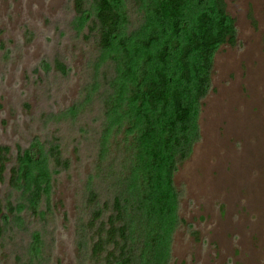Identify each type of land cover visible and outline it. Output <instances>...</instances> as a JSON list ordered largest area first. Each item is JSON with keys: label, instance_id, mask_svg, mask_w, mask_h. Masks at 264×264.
<instances>
[{"label": "rangeland", "instance_id": "374dc122", "mask_svg": "<svg viewBox=\"0 0 264 264\" xmlns=\"http://www.w3.org/2000/svg\"><path fill=\"white\" fill-rule=\"evenodd\" d=\"M227 13L237 40L213 56L199 139L173 175L167 264H264V0H227ZM126 14L139 20L132 6ZM86 24L72 0H0V142L10 146L11 166L18 146L47 155L57 146L70 163L51 169L48 193L35 199L0 184L2 203L17 209L12 216L4 208L0 264L26 263L32 244L35 264H89L91 232L81 222L108 109L93 83L109 61Z\"/></svg>", "mask_w": 264, "mask_h": 264}, {"label": "trees", "instance_id": "16d2710c", "mask_svg": "<svg viewBox=\"0 0 264 264\" xmlns=\"http://www.w3.org/2000/svg\"><path fill=\"white\" fill-rule=\"evenodd\" d=\"M126 4L138 12L136 23L128 20ZM72 5L109 61L102 81L98 71L93 83L108 109L95 143L89 215L81 222L91 232L88 262L167 264L177 217L173 175L199 139L197 107L209 91L214 54L236 43L235 20L227 0H72ZM55 68L66 71L57 59ZM10 150L0 142V184L22 188L34 199L48 193L51 169H70L57 146L48 155L18 146L16 166L10 165ZM4 208L12 216L17 210L12 201L0 200L2 245L10 217ZM30 247L24 264H35L40 254L36 245Z\"/></svg>", "mask_w": 264, "mask_h": 264}]
</instances>
